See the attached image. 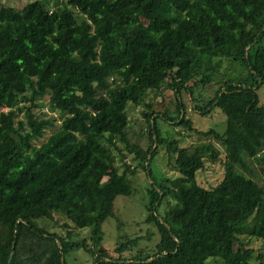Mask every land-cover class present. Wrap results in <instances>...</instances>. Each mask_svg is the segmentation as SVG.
Returning a JSON list of instances; mask_svg holds the SVG:
<instances>
[{
  "label": "trees",
  "instance_id": "1",
  "mask_svg": "<svg viewBox=\"0 0 264 264\" xmlns=\"http://www.w3.org/2000/svg\"><path fill=\"white\" fill-rule=\"evenodd\" d=\"M183 92L201 116L219 109L224 130L195 126ZM146 97L134 126L127 106ZM191 131L209 138L180 146ZM118 142L148 173L164 146L178 172L148 187L150 248L138 243L152 230L102 243L137 168L118 171ZM205 161L223 166L210 187ZM241 234L264 241V0H0V264H70L80 248L88 264H253Z\"/></svg>",
  "mask_w": 264,
  "mask_h": 264
},
{
  "label": "rangeland",
  "instance_id": "2",
  "mask_svg": "<svg viewBox=\"0 0 264 264\" xmlns=\"http://www.w3.org/2000/svg\"><path fill=\"white\" fill-rule=\"evenodd\" d=\"M4 4H23L25 0H2ZM60 0H49L51 5H55L59 3ZM218 66H220L221 70L226 73H236L239 70V67L223 57H218ZM216 77H219V73L214 74ZM148 97V96H147ZM144 102H140L139 104L129 103L127 106V113L129 117L130 123L134 126L137 125V121L142 117L141 110L145 107ZM183 97L187 102V113L188 116L194 120L195 126L199 128H210L215 127L219 132H222L226 127V116L219 111V109L215 108L212 112V115H203L201 116L195 110L192 109L191 104L189 102V98L186 92H183ZM47 108L46 97L41 99L39 107L36 109L37 111H44ZM22 116V113H19ZM161 127L164 126L163 134L168 137H177L176 130L179 128L175 125L169 124L166 121L163 124L162 121L158 120ZM55 127H50L47 129L46 134H49L54 131ZM131 139L133 140V133L130 134ZM40 138L38 143H40L43 139ZM209 136H205L204 134L198 133L197 131H191L188 133L182 140H180V146H186L187 142L197 141L202 139H208ZM136 141V136H135ZM119 146L125 151L124 160L120 159V154L117 150H113L115 153V165L118 171H122L125 167L124 162L129 163L131 167H137L133 174H129L131 178L132 191L129 194H118L114 199V214L108 216L101 224V228L103 231L102 243L108 247H112L114 243L119 239V235L123 236H135L144 234L147 230H152V235L149 238L139 239L138 246L142 247H153L154 244L159 239V233L156 227L152 222H146V216L148 214V210L146 208V204L148 202V187L150 186V182L152 179L159 178L160 176H176L178 174L177 170L168 159V153L164 146H159L155 156L151 159L150 163V173H148L147 169H143L140 162L133 159V153L129 152L125 149L123 143L118 142ZM223 153V146L218 145ZM173 158V156H172ZM173 161V159H172ZM130 171V170H129ZM128 171V172H129ZM223 175V166L219 162H207L205 161L204 167L197 171V179L198 181L206 187H210ZM63 218L59 219V222H62ZM41 223L45 225L49 229L60 230L64 233L66 230L63 226L57 225L53 226V221L50 219L41 220ZM120 225V227H119ZM72 231H76L74 234V238L81 239L82 237H88L89 235V227L84 228H76L75 226H71ZM244 240H248L249 245L254 247V256L251 258L253 264H259V260L256 257V254L259 251L264 252V241L260 238L251 237L248 234L240 235ZM74 260L76 264H88L91 260L89 254H87L82 248L77 249L72 252V256L68 262L73 264L71 260ZM218 260L213 258H209V264H217Z\"/></svg>",
  "mask_w": 264,
  "mask_h": 264
}]
</instances>
